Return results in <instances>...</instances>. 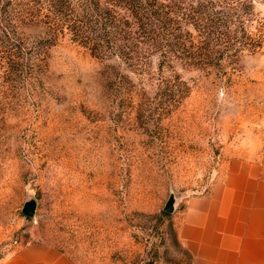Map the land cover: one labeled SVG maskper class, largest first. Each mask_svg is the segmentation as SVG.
<instances>
[{"label":"rangeland","instance_id":"obj_1","mask_svg":"<svg viewBox=\"0 0 264 264\" xmlns=\"http://www.w3.org/2000/svg\"><path fill=\"white\" fill-rule=\"evenodd\" d=\"M51 1L0 0L8 35L44 55L34 76L0 75V258L39 242L74 264H190L175 210L219 163L264 154V1L244 23L260 47L202 67L158 64V43L99 57L67 29L43 47Z\"/></svg>","mask_w":264,"mask_h":264},{"label":"trees","instance_id":"obj_2","mask_svg":"<svg viewBox=\"0 0 264 264\" xmlns=\"http://www.w3.org/2000/svg\"><path fill=\"white\" fill-rule=\"evenodd\" d=\"M262 1L55 0L48 3L50 19L43 22L46 36L38 41L45 47L67 29L74 39L91 48V54L118 58H132L124 50L131 46L158 43L164 46L158 64L175 59L202 67L218 64L222 51L230 55L242 48L254 51L260 47L262 34H250L244 23L256 2ZM6 32L0 23V75L5 79L38 74L42 49L35 45L25 49L21 38ZM32 49L39 51L32 53ZM183 83L176 77L165 86L175 85L179 90ZM181 94L182 89L175 100Z\"/></svg>","mask_w":264,"mask_h":264},{"label":"crops","instance_id":"obj_3","mask_svg":"<svg viewBox=\"0 0 264 264\" xmlns=\"http://www.w3.org/2000/svg\"><path fill=\"white\" fill-rule=\"evenodd\" d=\"M174 230L190 264H264V154L219 163L206 190L175 210ZM0 264L74 263L52 245L30 242Z\"/></svg>","mask_w":264,"mask_h":264},{"label":"water","instance_id":"obj_4","mask_svg":"<svg viewBox=\"0 0 264 264\" xmlns=\"http://www.w3.org/2000/svg\"><path fill=\"white\" fill-rule=\"evenodd\" d=\"M173 204H174V197L170 193L168 195L164 205H163V209L169 211V210L173 209ZM21 210L25 215H32V213L34 211V200L29 199V200L25 201L22 205Z\"/></svg>","mask_w":264,"mask_h":264}]
</instances>
